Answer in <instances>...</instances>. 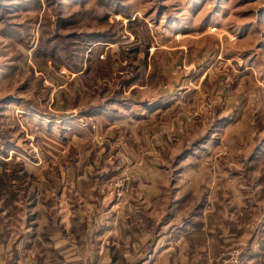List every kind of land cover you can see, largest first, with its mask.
<instances>
[{
    "label": "rangeland",
    "instance_id": "obj_1",
    "mask_svg": "<svg viewBox=\"0 0 264 264\" xmlns=\"http://www.w3.org/2000/svg\"><path fill=\"white\" fill-rule=\"evenodd\" d=\"M3 99L12 238L59 200L146 199L155 175L178 218L234 221L221 264H264V0H0Z\"/></svg>",
    "mask_w": 264,
    "mask_h": 264
},
{
    "label": "crops",
    "instance_id": "obj_2",
    "mask_svg": "<svg viewBox=\"0 0 264 264\" xmlns=\"http://www.w3.org/2000/svg\"><path fill=\"white\" fill-rule=\"evenodd\" d=\"M146 109L154 111L148 104ZM145 118L134 111L119 120L134 124ZM154 176L149 185L130 190L146 199L112 203L105 216L98 203L59 200L51 216H36L32 231L22 227L15 238L10 212L1 213L0 264H221V253L236 241L234 221L202 210L178 218L184 203L174 197L164 200ZM249 258L246 264H263L261 253Z\"/></svg>",
    "mask_w": 264,
    "mask_h": 264
},
{
    "label": "trees",
    "instance_id": "obj_3",
    "mask_svg": "<svg viewBox=\"0 0 264 264\" xmlns=\"http://www.w3.org/2000/svg\"><path fill=\"white\" fill-rule=\"evenodd\" d=\"M85 36H86V35H85ZM95 36H97V35H87V37H88L89 39H90V38H95ZM86 41H87V40H86ZM88 44H89V43H88ZM88 44H87V45H88ZM110 99H112V100H114V101H117V98H114V99H113V98H109V100H110ZM0 102H1V103L4 102V99H3V101H0ZM5 102H8V101H5ZM5 102H4V103H5ZM26 102L29 103L28 101H24V102H23V105H24V107H25L27 110H31V109H32L33 112H37V111H38L35 107H34V109H33V108H31V107L25 105V104H27ZM1 103H0V104H1ZM4 103H3V104H4ZM101 106H105V104H103V105H99V104H97V106L95 105V106H92V107H94V108H99V107H101ZM3 107H4V106H3ZM0 109H1V107H0ZM4 144H5V145H8L7 142H5ZM9 145H10V144H9ZM9 145H8V146H9ZM4 147H6V146H4ZM2 153H5V152H4V149H0V155H2Z\"/></svg>",
    "mask_w": 264,
    "mask_h": 264
},
{
    "label": "built area",
    "instance_id": "obj_4",
    "mask_svg": "<svg viewBox=\"0 0 264 264\" xmlns=\"http://www.w3.org/2000/svg\"><path fill=\"white\" fill-rule=\"evenodd\" d=\"M225 262H227V261H225Z\"/></svg>",
    "mask_w": 264,
    "mask_h": 264
}]
</instances>
